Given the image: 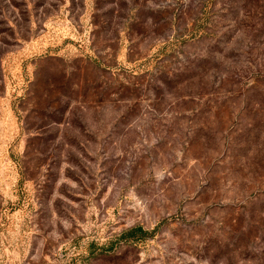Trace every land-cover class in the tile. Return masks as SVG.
<instances>
[{
	"label": "rangeland",
	"instance_id": "obj_1",
	"mask_svg": "<svg viewBox=\"0 0 264 264\" xmlns=\"http://www.w3.org/2000/svg\"><path fill=\"white\" fill-rule=\"evenodd\" d=\"M0 264H264V0H0Z\"/></svg>",
	"mask_w": 264,
	"mask_h": 264
},
{
	"label": "trees",
	"instance_id": "obj_2",
	"mask_svg": "<svg viewBox=\"0 0 264 264\" xmlns=\"http://www.w3.org/2000/svg\"><path fill=\"white\" fill-rule=\"evenodd\" d=\"M137 231H143V229H141L140 226H132V227H129L128 229H126L123 233V235H126V236H135L136 232Z\"/></svg>",
	"mask_w": 264,
	"mask_h": 264
}]
</instances>
